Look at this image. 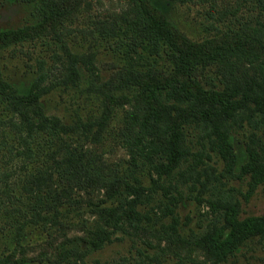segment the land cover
<instances>
[{"label":"trees","instance_id":"16d2710c","mask_svg":"<svg viewBox=\"0 0 264 264\" xmlns=\"http://www.w3.org/2000/svg\"><path fill=\"white\" fill-rule=\"evenodd\" d=\"M152 1L0 0L28 14L0 27V264H162L161 245L218 263L264 242V214L220 185H264V0ZM25 46L18 72L4 55ZM190 203L216 223L193 232Z\"/></svg>","mask_w":264,"mask_h":264},{"label":"rangeland","instance_id":"374dc122","mask_svg":"<svg viewBox=\"0 0 264 264\" xmlns=\"http://www.w3.org/2000/svg\"><path fill=\"white\" fill-rule=\"evenodd\" d=\"M152 5L164 15H168L170 13V5L163 0H153ZM175 11L176 12H174L173 16L171 14L172 19L175 20V22H181V24L182 22L185 23L186 25L183 24V27H180L181 30L185 32V34L190 38H195L196 24L194 25L193 21H191V18H197L195 11L192 10L190 13H187V11L183 8H178ZM187 14H190V18L187 17ZM27 15V10L17 5L11 6L10 8L0 7V27L16 26L19 22L25 19ZM184 16L188 18V20L185 22L182 18ZM197 21H203V19H197ZM69 39L75 43L79 39V35L75 32L71 34ZM50 49H54V46L52 45V42L49 41V43H46L41 49L42 52L39 53V55L43 57L42 60L45 62V68L51 67L53 64L50 60ZM14 50V52L9 50L4 55L6 65L8 64V66L10 65L12 69H17L18 72H21L23 68L21 67L20 59H25L24 56H28V58L31 60L28 61L27 64L30 67L35 68V65L33 64V58L36 56L34 52L37 49L28 48L25 46L24 48L20 47ZM261 138H263L264 141V137L262 136ZM221 173H224V167L215 166V175L219 176ZM203 180H205V178H203ZM209 182L210 183L206 184L207 187L211 188L213 183H215V180L212 177H209ZM221 182L222 183L220 185H223L221 192L224 190V194H227V192L229 193V191L232 190L231 194L240 201L241 219L249 216H261L264 214V185L259 186L254 191L249 201L244 202L242 200V196L248 191L246 181L230 180L226 176ZM194 190L197 192L200 189H198V186L196 185ZM196 192H193V194L195 195ZM203 196H205L204 198H208L209 193ZM187 212H189L190 216L193 217V222L190 225V228L195 233H198L201 230H207L209 227L214 225L217 220L216 214L212 212V210L205 204L196 205V203H190L189 206H187V210L184 211V214H187ZM136 246L141 248L139 244ZM161 248H163L162 256L164 257L162 264H264V242L257 240L245 243V246L234 258H228L226 262L218 263H215L218 260V256L209 254L204 248L200 246L161 245ZM127 250V245L110 247L105 251L104 259L117 258L119 255L123 256L127 253ZM155 253H160V251L156 249ZM132 255L134 256L135 253Z\"/></svg>","mask_w":264,"mask_h":264}]
</instances>
